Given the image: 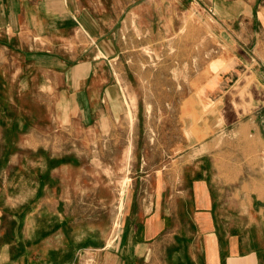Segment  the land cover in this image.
<instances>
[{"label":"crops","instance_id":"0c3cea01","mask_svg":"<svg viewBox=\"0 0 264 264\" xmlns=\"http://www.w3.org/2000/svg\"><path fill=\"white\" fill-rule=\"evenodd\" d=\"M203 3L216 13L233 8L218 17L231 40L206 67L210 75L201 77L205 100L219 103L218 119L226 121L219 128L204 121L208 136L185 154L140 165L126 190L122 236L98 255L100 264H264V0ZM98 4L0 0V72L12 69V82L54 90L71 118L83 102L103 104L117 119L123 87L111 82L112 73H99L103 65L114 69L121 57L119 21L110 19V9L105 21ZM212 66L220 69L212 72ZM20 137L6 142L0 128V264H69L77 248L100 241L94 216L83 215L84 169L61 164L26 179L15 173L28 161L24 154L47 147L34 132ZM143 182L148 189L140 195Z\"/></svg>","mask_w":264,"mask_h":264},{"label":"rangeland","instance_id":"374dc122","mask_svg":"<svg viewBox=\"0 0 264 264\" xmlns=\"http://www.w3.org/2000/svg\"><path fill=\"white\" fill-rule=\"evenodd\" d=\"M101 3L94 6L100 16L106 21L110 9L114 11L110 19L119 21L121 57L114 69L103 65L99 73L105 78L112 73L111 82L117 79L123 87L117 119L109 118L107 106L83 102L80 112L76 110L71 118L54 90L42 92L37 84L12 82V69L0 72L3 140L18 142L30 131L47 147L35 154L26 152L27 163L15 173L27 179L28 174L40 173L43 168L71 163H80L84 169L83 215L85 219L94 216L100 245L96 242L77 248L69 264H100L98 255L116 247L122 236L126 190L135 185L130 177L141 164L155 166L185 154L187 147L208 136L203 131L204 121L206 125L217 122L218 128L226 121L218 119L219 103L205 100L201 77L210 75L206 67L231 40L223 36L224 27L218 21V17L232 14L231 6L216 13L203 0ZM74 56L73 61L79 62L91 55ZM4 60L12 62V54L5 53ZM211 68L212 72L220 69ZM172 144L179 146L169 149ZM11 152L5 150L4 161ZM138 187L143 195L148 183ZM69 211L75 213V202ZM91 225L90 220L84 222L85 237Z\"/></svg>","mask_w":264,"mask_h":264}]
</instances>
